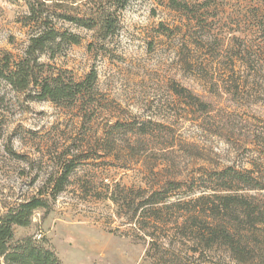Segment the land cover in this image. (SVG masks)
<instances>
[{
	"label": "rangeland",
	"instance_id": "obj_1",
	"mask_svg": "<svg viewBox=\"0 0 264 264\" xmlns=\"http://www.w3.org/2000/svg\"><path fill=\"white\" fill-rule=\"evenodd\" d=\"M47 1L95 24L88 29L59 20L58 27L82 40L41 61L76 80L95 68L98 96L83 125L77 108L31 100L0 79V216L45 190L61 160L87 156L76 161L55 199L33 212L29 226L15 227L13 240L31 236L62 264H149L150 240L193 264H237L224 250L194 252L190 235L176 224L179 207L163 209L157 223L141 211L131 217L140 196L167 179L188 181L232 166L254 169L264 183V0H179L188 10L172 9L168 0H128L106 37L99 30L109 0ZM26 13L25 0H0V58L22 54ZM222 77L227 80H217ZM173 86L200 103L177 96ZM132 120L159 125L153 136H130L131 149L118 140L110 156L99 157L107 125ZM199 192L175 191L168 202ZM239 193L263 197L264 187ZM120 194L127 200L122 206L111 200ZM257 236L248 264H264V236Z\"/></svg>",
	"mask_w": 264,
	"mask_h": 264
},
{
	"label": "trees",
	"instance_id": "obj_2",
	"mask_svg": "<svg viewBox=\"0 0 264 264\" xmlns=\"http://www.w3.org/2000/svg\"><path fill=\"white\" fill-rule=\"evenodd\" d=\"M168 1L172 9H189L186 2ZM127 2L128 0H109L108 7L103 10L106 15L103 26L99 30L102 37L115 33L117 12ZM25 5L27 13L22 24L29 31L27 44L17 58L8 52L2 54L0 79L15 91L26 92L31 100L50 101L58 106L77 108L81 123L89 124L95 113L98 96L96 69L91 68L82 79L76 80L68 76L66 70H47L48 64L42 62L41 57L53 59L67 46L77 45L82 40L79 33L58 27L59 20L92 29L94 18L70 15L66 7L63 9L64 6L47 0H25ZM232 72L233 69L230 70ZM227 78L217 80L225 82ZM233 82L237 88L239 81L235 79ZM216 83L218 84L217 81ZM173 91L177 96L188 97L200 103L199 97L186 88L173 86ZM156 125L151 120L117 121L107 125L101 140L103 150L99 157L110 156L118 140H125L126 146L131 149L135 143H130V136H153V126ZM78 155L61 160L58 174L48 180L47 188L40 189L38 196L25 200L0 216V264H62L53 249L31 236L14 241V231L15 227L29 226L33 212L46 208L48 200L55 199L64 189L76 161L87 158L84 154ZM254 173V169L237 170L227 166L219 170H206L188 181L167 179L158 184V188L150 190L147 196H140L142 200L133 204L135 206L131 219L135 218L137 211H141L150 215V219L157 223L158 215L163 209L179 207L182 220L176 224L184 235H190L194 252L204 255L220 249L226 251L228 257L237 264H248L256 256L259 241L257 235L264 236V195L260 197L239 193L263 189L264 183ZM179 190L184 193L195 190L200 192L188 200L178 197L168 202L170 195ZM47 191L48 197H43ZM111 200L118 206L127 203L125 196L122 197L121 194L111 196ZM134 221L140 225V221ZM145 259H148L149 264H193L157 240L149 241ZM214 264L223 262L216 261Z\"/></svg>",
	"mask_w": 264,
	"mask_h": 264
}]
</instances>
